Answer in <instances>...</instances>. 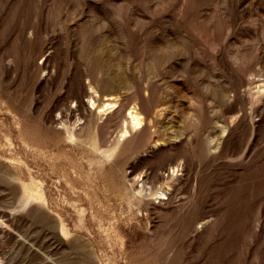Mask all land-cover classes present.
Listing matches in <instances>:
<instances>
[{"label":"rangeland","instance_id":"374dc122","mask_svg":"<svg viewBox=\"0 0 264 264\" xmlns=\"http://www.w3.org/2000/svg\"><path fill=\"white\" fill-rule=\"evenodd\" d=\"M0 264H264V0H0Z\"/></svg>","mask_w":264,"mask_h":264},{"label":"bare ground","instance_id":"6f19581e","mask_svg":"<svg viewBox=\"0 0 264 264\" xmlns=\"http://www.w3.org/2000/svg\"><path fill=\"white\" fill-rule=\"evenodd\" d=\"M110 105H111V103H108L107 107L110 106ZM126 119H127L126 121L130 122L131 127L133 129H135V128H137V127L142 125V114L138 110L137 106L132 107L131 111L129 112V116H127ZM129 129H131L130 126H129ZM127 134L129 135V130L128 129L124 130V132H123L121 137H126ZM121 141H122V138H121V140L119 138L117 143H116V145L113 148H110V149L106 150V152L110 153V154L115 153L121 147ZM157 194L164 195L165 193L158 192ZM31 196H33V195L29 193L28 197L30 198Z\"/></svg>","mask_w":264,"mask_h":264}]
</instances>
